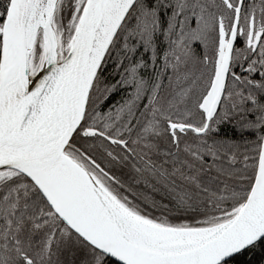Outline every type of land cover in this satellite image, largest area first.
Instances as JSON below:
<instances>
[{
  "label": "snow or ice",
  "instance_id": "snow-or-ice-1",
  "mask_svg": "<svg viewBox=\"0 0 264 264\" xmlns=\"http://www.w3.org/2000/svg\"><path fill=\"white\" fill-rule=\"evenodd\" d=\"M254 250L264 0H0V264Z\"/></svg>",
  "mask_w": 264,
  "mask_h": 264
},
{
  "label": "trees",
  "instance_id": "trees-1",
  "mask_svg": "<svg viewBox=\"0 0 264 264\" xmlns=\"http://www.w3.org/2000/svg\"><path fill=\"white\" fill-rule=\"evenodd\" d=\"M249 255L251 258L249 259ZM242 264H262L264 262V251L254 250L251 253H245L239 258Z\"/></svg>",
  "mask_w": 264,
  "mask_h": 264
}]
</instances>
